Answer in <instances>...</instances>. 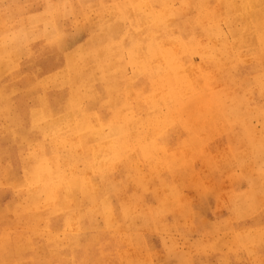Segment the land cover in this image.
I'll use <instances>...</instances> for the list:
<instances>
[{
    "label": "rangeland",
    "instance_id": "1",
    "mask_svg": "<svg viewBox=\"0 0 264 264\" xmlns=\"http://www.w3.org/2000/svg\"><path fill=\"white\" fill-rule=\"evenodd\" d=\"M153 1L0 0V264H264V0Z\"/></svg>",
    "mask_w": 264,
    "mask_h": 264
},
{
    "label": "bare ground",
    "instance_id": "2",
    "mask_svg": "<svg viewBox=\"0 0 264 264\" xmlns=\"http://www.w3.org/2000/svg\"><path fill=\"white\" fill-rule=\"evenodd\" d=\"M153 2H155L158 6H159V9H161L164 5H165V0H154ZM155 5V4H154ZM201 8V7H200ZM164 11L165 12H167V13H170L171 11H172V9L171 8H169V7H165L164 8ZM149 12V11H148ZM153 12V11H152ZM144 14V13H143ZM153 15H151L152 16V25H154L155 23H159L161 20L162 21H164V19H165V17L167 16V15H165L164 13H161L160 15H158V14H156V13H152ZM147 15V14H146ZM143 16V15H142ZM141 16V17H142ZM147 16H145V17H142V18H146ZM170 18V17H169ZM149 19V18H148ZM147 20V19H146ZM145 20V21H146ZM153 22H154V24H153ZM142 23V22H141ZM148 23H151V22H149V20H148ZM144 24V23H143ZM162 24V23H161ZM166 24H167V22H166ZM156 25V24H155ZM155 27V26H154ZM162 28V27H161ZM163 29V28H162ZM146 30H148V28L146 27ZM156 30V29H155ZM158 30V29H157ZM170 30V29H169ZM165 31V30H164ZM168 31V30H167ZM149 34H150V32H148ZM147 33V34H148ZM152 33V32H151ZM135 36V35H134ZM132 37H133V35H132ZM246 37H248V36H246ZM264 40V39H263ZM133 41H134V39H133ZM218 41V40H217ZM127 42V41H126ZM216 42V41H215ZM154 43V42H153ZM142 46V45H141ZM154 46H156V53H158V54H156V56H161L162 54H167V55H169L170 57H172L169 53H168V50H166L162 45H160V41L158 40L157 41V44L155 45L154 44ZM221 46V45H220ZM150 47V46H149ZM203 48V47H202ZM135 50V49H134ZM145 50H147V49H145ZM145 50H143L142 48H137V50L134 52V53H132L131 54V58H132V62L133 63H135L136 64V66L140 69V68H143V67H146L147 65L149 66L150 64H152L154 67H152L153 69H155V73H156V77H158L161 81H160V84H163L162 86L163 87H166V89L167 90H169L170 89V84L172 83V80H171V77H170V75H169V61L166 59V62H168V63H166L165 65H162V64H164V63H160V61H159V59H157V57H155V55L153 56L150 52H147V51H145ZM154 50V49H153ZM167 52H166V51ZM206 53H208V52H206ZM193 54V53H192ZM209 55V54H208ZM165 56V55H164ZM130 58V57H129ZM179 58V57H178ZM181 59V58H180ZM159 62H158V61ZM162 61V60H161ZM164 61V60H163ZM185 61H183V63H184ZM186 63V62H185ZM155 64V65H154ZM177 64V63H176ZM131 65V64H130ZM151 65V66H152ZM182 65V64H181ZM183 66V65H182ZM148 68V67H147ZM186 68V67H185ZM176 69V68H175ZM141 70V69H140ZM171 70V69H170ZM185 70V69H184ZM186 71V70H185ZM190 71V70H189ZM136 73H138V72H136ZM135 73V74H136ZM142 74H143V72H142ZM150 75H151V73H149ZM188 74V73H187ZM139 75V74H138ZM146 75H147V73H146ZM149 75V76H150ZM149 76H147V77H149ZM155 77V78H156ZM174 77H176V76H174ZM185 77V76H184ZM173 78V77H172ZM149 79H150V77H149ZM151 79H153V78H151ZM159 79H157L158 80V82H159ZM264 80V79H263ZM147 81V80H146ZM180 80H178V82H179ZM157 82V83H158ZM152 83V82H151ZM150 83V84H151ZM154 83V82H153ZM155 84V83H154ZM156 85V84H155ZM152 86V85H151ZM160 86V85H159ZM202 87V86H201ZM153 88V87H152ZM157 88V87H156ZM176 88V87H175ZM197 89V88H196ZM176 90V89H175ZM70 92V91H69ZM156 92V91H155ZM154 92V93H155ZM157 92H159V91H157ZM167 92V91H166ZM170 92V91H169ZM168 93V92H167ZM69 94H72V92L71 93H69ZM173 94V93H172ZM155 95V94H154ZM167 95V94H166ZM70 96V95H69ZM156 96H157V93H156ZM155 96V97H156ZM173 96V95H172ZM175 96H176V94H175ZM71 97H72V95H71ZM70 97V98H71ZM154 97V98H155ZM158 97H159V95H158ZM171 98V97H170ZM73 99V98H72ZM71 99V100H72ZM158 99V98H157ZM172 99V98H171ZM70 100V101H71ZM75 100V99H74ZM69 101V102H70ZM78 101H80V100H78ZM77 101V102H78ZM144 101V100H143ZM153 101V100H152ZM156 101V100H155ZM167 101V100H166ZM73 101H71V103H72ZM160 103H161V100L159 101ZM174 102V101H173ZM70 103V104H71ZM144 104H146V103H144ZM144 104H143V106H144ZM162 104V103H161ZM74 105V104H73ZM76 105V104H75ZM160 106V105H159ZM162 106V105H161ZM186 106V105H185ZM188 106V105H187ZM156 107V106H155ZM183 107V106H182ZM142 108V107H141ZM147 108V107H146ZM149 108V107H148ZM159 108V107H158ZM162 109V108H161ZM178 109V108H177ZM67 110V109H66ZM148 110V109H147ZM163 110V109H162ZM183 110H184V107H183ZM182 110V111H183ZM159 111V110H158ZM171 111V110H170ZM178 111H180V110H178ZM67 112V111H66ZM65 112V113H66ZM144 112H146L145 110H144ZM151 112V111H150ZM71 113V112H70ZM70 113H69V116H71L70 115ZM85 113V112H84ZM154 113V112H153ZM168 113H169V111H168ZM172 113V112H171ZM72 114V113H71ZM158 114H161V113H158ZM79 115V114H78ZM162 115V114H161ZM92 116V115H91ZM119 116V115H118ZM141 116V115H140ZM145 116H147L148 117V114H146V115H144V117H143V119L145 118ZM150 116V115H149ZM153 116V115H152ZM166 116V115H165ZM63 117H64V115H63ZM100 117V116H99ZM163 117V116H162ZM161 117V118H162ZM167 117H168V115H167ZM166 117V118H167ZM78 118H79V116H78ZM140 118V117H139ZM66 119V118H65ZM89 119V118H88ZM91 119H92V117H91ZM116 119H118L117 117H116ZM125 119V118H124ZM124 119H123V121H124ZM134 119V118H133ZM145 119H147V118H145ZM153 119H154V117H153ZM67 120H69V119H67ZM81 120V119H80ZM95 120V119H94ZM122 120V119H121ZM137 120H139L138 118L136 119V121ZM152 120V119H151ZM156 120H158L159 121V119H156ZM82 121V120H81ZM132 121V120H131ZM146 121V120H145ZM145 121H144V123H145ZM220 121V120H219ZM95 122H96V120H95ZM94 122V123H95ZM133 122V121H132ZM132 122H130V124H133ZM148 122V121H147ZM155 122V121H154ZM66 123V122H65ZM71 123V122H70ZM89 123H90V121H89ZM137 123V122H136ZM142 123H143V121H142ZM149 123V122H148ZM96 124V123H95ZM129 124V125H130ZM152 124V123H151ZM67 125H68V123H67ZM72 125V124H71ZM134 125V124H133ZM149 125V124H148ZM66 126V125H65ZM77 126H79V124H77ZM91 126V125H90ZM93 126V125H92ZM127 126H128V124H127ZM61 127V126H60ZM68 127V126H67ZM80 128H81V126H79ZM88 127H89V125H88ZM98 127H99V124H98ZM131 127V126H130ZM134 126H132L131 127V129L133 128ZM147 127V126H146ZM149 127V126H148ZM162 127V126H161ZM64 128V127H63ZM97 128V127H96ZM135 128V127H134ZM139 128V127H138ZM65 129V128H64ZM63 129V130H64ZM84 129V128H83ZM100 129V128H99ZM140 129V128H139ZM142 129H143V126H142ZM148 129V128H147ZM62 130V129H61ZM96 130H98V128L96 129ZM130 130V129H129ZM133 130V129H132ZM132 130H130V132L132 131ZM137 130V129H136ZM144 130V129H143ZM93 131V130H92ZM92 131H90V133L92 132ZM100 132H102L101 130H99ZM156 131V130H155ZM65 132V131H64ZM67 132V131H66ZM135 132V131H134ZM139 132H141V131H139ZM143 132V131H142ZM98 134H99V132H98ZM97 134V135H98ZM101 134H103V133H100V135ZM120 134H122V133H120ZM131 134V133H130ZM141 134H143V133H141ZM67 135V134H66ZM132 135V134H131ZM130 135V136H131ZM134 135H136V134H134ZM148 135V134H147ZM152 135V134H151ZM156 135H158V134H156ZM96 136V135H95ZM112 136V135H111ZM122 136H123V134H122ZM142 136V135H141ZM92 137V136H91ZM102 137V136H101ZM105 137V136H104ZM107 137V136H106ZM133 137H135V136H133ZM68 138V137H67ZM74 138V137H73ZM93 138V137H92ZM140 138H142V137H140ZM61 139H63V137L61 138ZM72 139V138H71ZM105 139V138H104ZM124 139H126V136H125V138ZM64 141H65V139H63ZM73 140V139H72ZM123 140V139H122ZM145 141V140H144ZM149 140H147V142H148ZM74 142V141H73ZM72 142V143H73ZM100 142V144H101V140L99 141ZM122 142V141H121ZM128 142V141H127ZM104 143V142H103ZM129 143V142H128ZM74 144V143H73ZM94 144V143H93ZM98 144V143H97ZM125 145V144H124ZM63 146V145H62ZM95 146V145H94ZM94 146H92V147H94ZM123 146V145H122ZM59 147H60V145H59ZM102 147V146H101ZM104 147H106V146H104ZM93 149V148H92ZM95 149V148H94ZM59 150V149H58ZM73 150V149H72ZM101 150H102V148H101ZM105 150V149H104ZM108 150V149H107ZM126 150V149H125ZM133 150V149H132ZM63 151V150H62ZM106 151V150H105ZM109 151V150H108ZM150 151H152V150H150ZM71 152V151H70ZM131 152V151H130ZM153 152H155L156 153V151H154L153 150ZM76 153V152H75ZM94 153H97V152H94ZM103 153V152H102ZM125 153H126V151H125ZM67 154V153H66ZM66 154H65V156H66ZM151 154V153H150ZM94 155V154H93ZM99 154H95L94 156H98ZM104 155V154H103ZM115 155V154H114ZM130 155V154H129ZM149 155V154H148ZM152 155H153V153H152ZM64 156V155H63ZM64 156V157H65ZM75 156H77V155H75ZM131 156V155H130ZM60 158V157H59ZM69 158H70V156H69ZM98 158V157H97ZM154 158V157H153ZM158 158V157H157ZM157 158L155 157V159L157 160ZM67 159V158H66ZM71 159V158H70ZM95 159V158H94ZM62 160H64V159H62ZM73 160H75V159H73ZM98 161H100L99 159H97ZM97 160H95L96 162H97ZM159 160V159H158ZM46 162V161H45ZM95 162V163H96ZM47 163V162H46ZM46 163H44V166H46L47 164ZM80 163H82L81 161H80ZM72 164V163H71ZM70 164V165H71ZM84 164V163H83ZM99 164V163H98ZM73 165V164H72ZM86 165V164H85ZM74 166V165H73ZM84 166V165H83ZM100 167V166H99ZM42 168V167H41ZM84 168V167H83ZM96 168V167H95ZM100 168H102V167H100ZM157 168V167H156ZM65 169V168H64ZM74 170V169H73ZM96 170V169H95ZM43 172H44V169L42 170ZM79 172V171H78ZM95 172V171H94ZM54 173V170H53V172H50V171H47V173L45 174V176H44V179L46 180L47 178H48V176H49V174L50 175H52V174ZM72 173V172H71ZM74 173H76L75 171H74ZM64 174V173H63ZM77 174V173H76ZM46 182H48V181H46ZM57 183V182H56ZM55 183V184H56ZM48 184H50V182L48 183ZM47 185V184H46ZM31 199H32V196H31ZM30 199V200H31ZM50 205H52V204H50ZM30 206V205H29ZM92 214V213H91ZM85 215V214H84ZM67 218V217H66ZM65 218V219H66ZM72 218V217H71ZM72 225V224H71ZM6 228V227H5ZM66 228H68V227H66ZM18 246V245H17ZM16 246V247H17ZM23 246H25V245H23ZM0 247H1V245H0ZM14 247V246H13ZM22 247V245L20 246V248ZM27 247V246H26ZM25 247V248H26ZM4 248V247H3ZM19 248V247H18ZM19 248V249H20ZM16 249V248H15ZM21 249H24V248H21ZM14 251H16V250H14ZM59 263V262H58Z\"/></svg>",
    "mask_w": 264,
    "mask_h": 264
}]
</instances>
